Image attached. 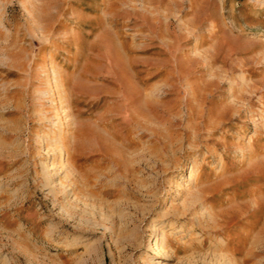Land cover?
Instances as JSON below:
<instances>
[{
  "label": "rangeland",
  "instance_id": "obj_1",
  "mask_svg": "<svg viewBox=\"0 0 264 264\" xmlns=\"http://www.w3.org/2000/svg\"><path fill=\"white\" fill-rule=\"evenodd\" d=\"M0 264H264V0H0Z\"/></svg>",
  "mask_w": 264,
  "mask_h": 264
},
{
  "label": "bare ground",
  "instance_id": "obj_2",
  "mask_svg": "<svg viewBox=\"0 0 264 264\" xmlns=\"http://www.w3.org/2000/svg\"><path fill=\"white\" fill-rule=\"evenodd\" d=\"M60 141V139H59ZM58 143V142H57ZM64 145V144H63ZM58 149V148H57ZM60 155V154H59ZM55 156V155H54ZM74 156V155H73ZM192 174H194V171H192ZM165 232V231H164ZM164 234V233H163ZM165 239H163L162 241H156L155 245L153 246V251L155 254L157 255H163L165 254V249H166V245H165Z\"/></svg>",
  "mask_w": 264,
  "mask_h": 264
}]
</instances>
